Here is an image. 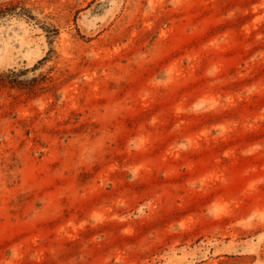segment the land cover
I'll list each match as a JSON object with an SVG mask.
<instances>
[{"label": "rangeland", "instance_id": "1", "mask_svg": "<svg viewBox=\"0 0 264 264\" xmlns=\"http://www.w3.org/2000/svg\"><path fill=\"white\" fill-rule=\"evenodd\" d=\"M0 264H264V0H0Z\"/></svg>", "mask_w": 264, "mask_h": 264}]
</instances>
